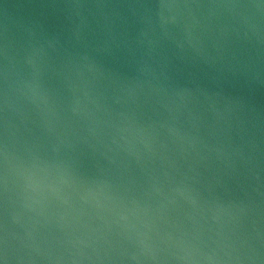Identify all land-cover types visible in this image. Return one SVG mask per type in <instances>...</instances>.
Returning <instances> with one entry per match:
<instances>
[{"label": "water", "instance_id": "95a60500", "mask_svg": "<svg viewBox=\"0 0 264 264\" xmlns=\"http://www.w3.org/2000/svg\"><path fill=\"white\" fill-rule=\"evenodd\" d=\"M0 264H264V0H0Z\"/></svg>", "mask_w": 264, "mask_h": 264}]
</instances>
